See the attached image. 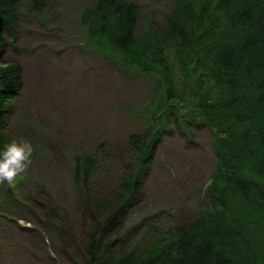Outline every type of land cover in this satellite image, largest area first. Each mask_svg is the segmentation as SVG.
<instances>
[{"label":"trees","instance_id":"16d2710c","mask_svg":"<svg viewBox=\"0 0 264 264\" xmlns=\"http://www.w3.org/2000/svg\"><path fill=\"white\" fill-rule=\"evenodd\" d=\"M49 1L0 0V123L23 84L18 63L1 67L6 36L17 37L16 8L26 3L39 13ZM137 20L138 7L126 0H94L79 16L86 37L153 74L156 86L142 112L146 128L127 141L129 160L117 189L87 197L82 212L92 221L89 238L74 244L65 221L59 232L65 240L70 235L69 247L82 264H264V0H171L162 25L141 35ZM170 121L185 139L199 126L214 135L207 204L190 221H142L125 232L142 174ZM13 140L0 131V151ZM94 166L91 154L75 158L74 178L82 188Z\"/></svg>","mask_w":264,"mask_h":264},{"label":"rangeland","instance_id":"374dc122","mask_svg":"<svg viewBox=\"0 0 264 264\" xmlns=\"http://www.w3.org/2000/svg\"><path fill=\"white\" fill-rule=\"evenodd\" d=\"M126 1L138 7L140 35L161 26L171 6V0ZM93 4L50 0L39 13L26 3L16 8L17 37L6 36L1 67L18 63L23 84L0 131L28 141L34 151L14 184L0 183V264H82L69 247L70 235L66 244L59 227L65 221L74 244L89 238L92 221L82 212L87 197L115 190L129 160L127 141L148 123L142 112L153 100L156 77L86 37L79 16ZM164 128L136 205L126 215L125 232L142 221L166 226L190 221L207 204L216 166L214 135L199 126L185 139L173 121ZM85 154L94 156L95 166L82 188L74 169L75 158Z\"/></svg>","mask_w":264,"mask_h":264},{"label":"clouds","instance_id":"9594fccd","mask_svg":"<svg viewBox=\"0 0 264 264\" xmlns=\"http://www.w3.org/2000/svg\"><path fill=\"white\" fill-rule=\"evenodd\" d=\"M33 151L31 143L26 140H13L6 144L4 150L0 151V183L14 184L31 165Z\"/></svg>","mask_w":264,"mask_h":264}]
</instances>
